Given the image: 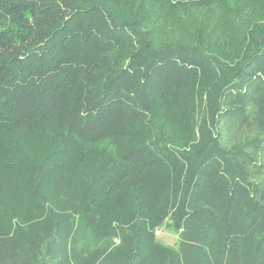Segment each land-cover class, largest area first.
<instances>
[{
    "label": "trees",
    "instance_id": "1",
    "mask_svg": "<svg viewBox=\"0 0 264 264\" xmlns=\"http://www.w3.org/2000/svg\"><path fill=\"white\" fill-rule=\"evenodd\" d=\"M0 264H264V0H0Z\"/></svg>",
    "mask_w": 264,
    "mask_h": 264
},
{
    "label": "rangeland",
    "instance_id": "2",
    "mask_svg": "<svg viewBox=\"0 0 264 264\" xmlns=\"http://www.w3.org/2000/svg\"><path fill=\"white\" fill-rule=\"evenodd\" d=\"M155 240L160 244L172 245L174 246L177 241V235L174 231L167 227V225L162 224L160 226L155 227L154 231ZM117 239H114V242Z\"/></svg>",
    "mask_w": 264,
    "mask_h": 264
}]
</instances>
